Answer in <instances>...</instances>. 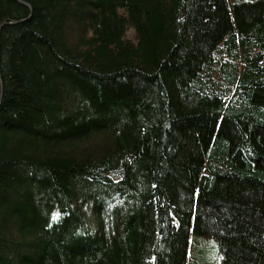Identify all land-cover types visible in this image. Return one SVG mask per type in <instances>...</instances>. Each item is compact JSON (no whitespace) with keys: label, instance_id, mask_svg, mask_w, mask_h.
<instances>
[{"label":"trees","instance_id":"16d2710c","mask_svg":"<svg viewBox=\"0 0 264 264\" xmlns=\"http://www.w3.org/2000/svg\"><path fill=\"white\" fill-rule=\"evenodd\" d=\"M0 77V264H264V0H0Z\"/></svg>","mask_w":264,"mask_h":264},{"label":"rangeland","instance_id":"374dc122","mask_svg":"<svg viewBox=\"0 0 264 264\" xmlns=\"http://www.w3.org/2000/svg\"><path fill=\"white\" fill-rule=\"evenodd\" d=\"M128 36H129L130 38L134 39L133 31H130V32L128 33Z\"/></svg>","mask_w":264,"mask_h":264},{"label":"water","instance_id":"95a60500","mask_svg":"<svg viewBox=\"0 0 264 264\" xmlns=\"http://www.w3.org/2000/svg\"><path fill=\"white\" fill-rule=\"evenodd\" d=\"M28 6V4H26ZM0 83H1V86H2V80H1V77H0ZM1 95H2V91H1ZM1 98L2 96L0 97V101H1Z\"/></svg>","mask_w":264,"mask_h":264},{"label":"snow or ice","instance_id":"6c2138e0","mask_svg":"<svg viewBox=\"0 0 264 264\" xmlns=\"http://www.w3.org/2000/svg\"><path fill=\"white\" fill-rule=\"evenodd\" d=\"M58 217L56 215L53 216V220H56Z\"/></svg>","mask_w":264,"mask_h":264}]
</instances>
